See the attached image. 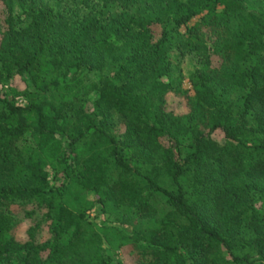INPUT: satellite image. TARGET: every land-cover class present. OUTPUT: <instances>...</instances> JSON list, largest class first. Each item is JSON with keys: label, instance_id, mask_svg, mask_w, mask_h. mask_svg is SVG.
I'll list each match as a JSON object with an SVG mask.
<instances>
[{"label": "trees", "instance_id": "1", "mask_svg": "<svg viewBox=\"0 0 264 264\" xmlns=\"http://www.w3.org/2000/svg\"><path fill=\"white\" fill-rule=\"evenodd\" d=\"M0 2V262L264 264V0Z\"/></svg>", "mask_w": 264, "mask_h": 264}, {"label": "rangeland", "instance_id": "2", "mask_svg": "<svg viewBox=\"0 0 264 264\" xmlns=\"http://www.w3.org/2000/svg\"><path fill=\"white\" fill-rule=\"evenodd\" d=\"M1 8H2V3L0 2V12H1ZM19 17H23V14L21 13V11L19 10ZM1 14V13H0ZM199 16H195L193 19H191L187 24L190 25L193 21H195ZM185 26H182V29H184ZM213 61L216 62L217 58L216 56H213ZM182 68H183V72L185 74L184 78H183V87H189L190 83L187 79V72L191 69H193L194 67L198 66V62H197V58L196 56H186L185 58L182 59L181 62ZM99 75L97 73H90L89 74V78L90 81H96L98 79ZM21 82H19V80H15L12 78V80H10V82H8L7 85H3L0 83V95L2 94L7 96V97H14V100H16L17 102L23 103L25 101V98L18 92V93H14L13 89L16 90L15 88L19 89V87H21ZM13 88V89H12ZM17 91V90H16ZM91 94V92H90ZM166 107L167 109L170 110H175L177 112H183L186 110V104L178 97L174 96V95H169L167 97V102H166ZM212 136L215 138L216 141L220 142L223 138H222V134L220 132H214L212 134ZM17 144L23 148L26 149L29 147V142L26 138H20L17 140ZM12 208V212L17 215L20 218V221L14 225L11 234H13L14 236L18 237V238H24L26 237V229L29 225H31L32 223H34L35 221H37L40 217V210L37 209L35 211V215L34 216H25L24 215V207L22 205L19 204H14L11 206ZM88 217H90V219H92V221H94L95 223H100L102 221L108 220L109 217L106 213H104L103 211H101L100 207L97 205H94L93 208L89 211ZM42 224V230H41V237L42 239H46L47 237L49 238L51 235L48 232V227L46 225V222L44 220H41ZM128 228V227H127ZM106 250V253L114 256V258L119 259L120 261H123L124 263H131L134 260V257L132 255H130L128 253L127 250H125L124 248L121 249V251H116V252H112L107 250L106 248H104ZM12 258L9 260H6L5 262H0V264H18V257L16 256H11Z\"/></svg>", "mask_w": 264, "mask_h": 264}]
</instances>
